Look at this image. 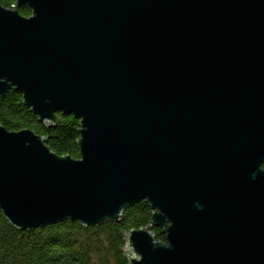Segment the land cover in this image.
<instances>
[{"label":"water","instance_id":"95a60500","mask_svg":"<svg viewBox=\"0 0 264 264\" xmlns=\"http://www.w3.org/2000/svg\"><path fill=\"white\" fill-rule=\"evenodd\" d=\"M11 88L41 123L79 120L78 158L0 124L12 226H96L144 200L128 264H264V0L0 4V101Z\"/></svg>","mask_w":264,"mask_h":264},{"label":"trees","instance_id":"16d2710c","mask_svg":"<svg viewBox=\"0 0 264 264\" xmlns=\"http://www.w3.org/2000/svg\"><path fill=\"white\" fill-rule=\"evenodd\" d=\"M14 2L0 0L5 7ZM18 11L22 16L31 14L27 5L20 6ZM0 124L9 131L29 128L46 137V145L56 154L79 157L76 144L79 120L58 112L54 124L41 123L23 105L21 94L14 88L0 101ZM151 213L147 202L140 200L127 207L117 221L83 226L76 220H65L21 230L12 226L0 211V264H128L122 252L126 243L124 234L147 226ZM153 232L157 241H165L160 228H153Z\"/></svg>","mask_w":264,"mask_h":264}]
</instances>
